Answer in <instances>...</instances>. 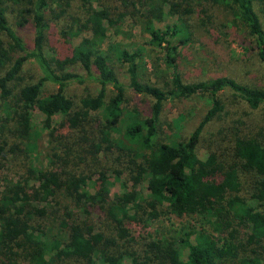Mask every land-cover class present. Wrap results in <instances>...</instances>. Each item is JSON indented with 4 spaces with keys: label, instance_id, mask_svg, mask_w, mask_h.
I'll return each mask as SVG.
<instances>
[{
    "label": "trees",
    "instance_id": "16d2710c",
    "mask_svg": "<svg viewBox=\"0 0 264 264\" xmlns=\"http://www.w3.org/2000/svg\"><path fill=\"white\" fill-rule=\"evenodd\" d=\"M165 9L170 30L153 24ZM123 16L162 47L168 82L141 80L137 50L72 43ZM263 18L264 0H0V264H264ZM196 46L220 72L187 80L178 54ZM253 61L258 86L222 72ZM193 99L206 112L187 133ZM35 113L65 115L45 144Z\"/></svg>",
    "mask_w": 264,
    "mask_h": 264
},
{
    "label": "rangeland",
    "instance_id": "374dc122",
    "mask_svg": "<svg viewBox=\"0 0 264 264\" xmlns=\"http://www.w3.org/2000/svg\"><path fill=\"white\" fill-rule=\"evenodd\" d=\"M10 6L12 8V12L7 16L8 22L11 27L15 29L16 7L11 4ZM222 15V13H215L213 17L214 19L217 17L222 19ZM95 21L100 25L101 28L95 38L93 37V34L89 32L81 34L78 38H73L72 43L89 44L95 39V43H100V47L101 49H104V51L107 50L108 47L116 48L119 46H122V48L127 50H137L141 53V60H139L138 66L139 72H141L142 76L141 80L143 82H150L152 84L156 81H160L161 83L163 81H169L168 73L163 65V62L161 61L164 51L162 47H158L157 45L149 42L150 39L144 32L143 25L140 23V19L136 23V20L132 21L130 17L123 16L121 17V22L119 25H116L114 21L108 23L96 19ZM262 23L264 29V18L262 19ZM153 24L157 29L170 30L173 28L175 23L174 20L169 16L168 9H165L164 12L159 14L154 19ZM23 35L31 36L29 30L21 31L20 36L22 37ZM204 53L205 52L198 46L180 49L178 54V60L180 63L179 65L183 73L187 76V80L204 79L206 74L209 72H220L221 69H217L215 66H212ZM229 54L232 57V60L239 62V59L244 53L239 46L234 44L230 46ZM240 65L231 64L230 66H227L226 69L223 68L222 72L226 71L229 77L237 81H243L246 84L258 86L257 83L261 82L259 77H261L262 74L257 67L256 62L253 61L252 65H247L248 73H245L244 76ZM25 73L32 74L35 78H38L39 71L36 64L32 60L27 62L25 66ZM116 73L118 74V70ZM120 75L121 80L126 82L125 79L127 76L123 73ZM95 91L96 90L94 87L93 89H90L91 93H95ZM73 93L77 95L85 94L86 86H77L75 90H73ZM178 104L179 103L176 101L164 103L163 112H161V117L163 120L172 122V120L178 117V112L176 110V105ZM127 106L129 107V105ZM234 110H236V106ZM186 111H189V117H186L182 129L188 133L202 119V116L206 112V106L199 99H193L189 104H187ZM91 115H95L96 117H99L103 120L102 113H91ZM64 118L65 115L63 114L53 117H46L42 114L35 113L34 123L41 136L42 143H46L47 136L51 132L61 129L62 126L59 124L64 121ZM262 139H264V133ZM213 148L214 145L209 147L208 145H203V143L197 148V158L202 164L207 165L210 162L212 157L211 150H213ZM108 188L113 197L117 193L121 192L122 184L119 182H109ZM187 254V251L182 253L183 260H186Z\"/></svg>",
    "mask_w": 264,
    "mask_h": 264
}]
</instances>
